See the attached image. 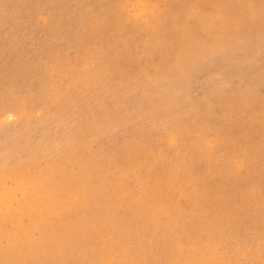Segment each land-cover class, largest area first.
Segmentation results:
<instances>
[{
	"label": "rangeland",
	"instance_id": "1",
	"mask_svg": "<svg viewBox=\"0 0 264 264\" xmlns=\"http://www.w3.org/2000/svg\"><path fill=\"white\" fill-rule=\"evenodd\" d=\"M0 264H264V0H0Z\"/></svg>",
	"mask_w": 264,
	"mask_h": 264
}]
</instances>
